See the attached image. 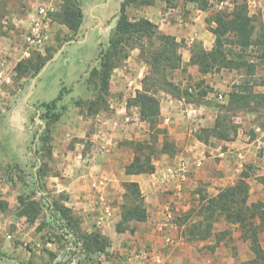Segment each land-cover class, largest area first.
<instances>
[{
  "label": "crops",
  "instance_id": "0c3cea01",
  "mask_svg": "<svg viewBox=\"0 0 264 264\" xmlns=\"http://www.w3.org/2000/svg\"><path fill=\"white\" fill-rule=\"evenodd\" d=\"M26 2L30 4L29 9L32 7V11L28 14L30 20L34 15L37 1L27 0ZM122 2L123 0L121 4ZM165 4L160 2L154 6H145L144 15L164 34L183 42V52H181L183 68L185 64L190 63L191 47L195 42L201 43L207 51L213 49L215 36L209 27L210 25L213 27L214 24L209 25L206 19L211 14L198 7H187L184 17L177 15L175 12L178 11L175 9H167L168 11L164 13L162 8ZM259 4L262 3L259 1ZM82 12L84 19L78 35L70 39V43L66 41L61 54L57 56L64 44L55 53V57L47 61L31 80L23 77L20 82H16V76H18L16 67L27 58L23 56V47L17 46L16 37L0 36V247L3 246L4 231L12 223L17 224L15 211L20 206L18 200L22 190L17 179L10 182L3 173L6 166L5 160L8 158L7 153L11 147L5 144L2 147L1 142L4 140L1 137L22 136L24 138L22 146H25L30 138L31 131L28 129V123L34 110L44 112L42 105L51 104L63 93L54 109L60 117L53 125H55L54 132L61 130L60 135H63L64 141L54 148L55 160L50 163L59 170V173L47 177L50 180L49 184L58 194L55 204L64 205L75 216L83 218L82 227L87 231L93 230L96 223L104 229L103 232L108 229L111 231L114 226L115 235H111V238L116 239L114 242L116 243L119 236L122 237L121 241L123 240L126 245L121 250L126 252L127 256H132L134 264L148 262V260H136L134 256L137 251L151 253L153 258L150 260L153 261L155 257H158L162 264H228V260L222 261L223 258L226 259L222 256V249L225 246L223 243L218 246L214 254L206 253L207 251L199 252L197 249H203L211 242L186 235L187 227L181 221V217L185 216L188 219L187 217L195 210L201 209L205 204L209 205V200L216 197L221 190L234 186L242 173L248 169L249 163L254 166V173L247 178L250 186L249 203L264 204V133L254 140L250 139L244 130H238L236 139L231 141L214 136L203 138L202 132L206 130L208 132L213 124L207 119L208 117L206 118L209 107L203 102L188 103L163 90L164 98L160 101L161 114L158 127L167 130V138L169 137V140L175 144L177 152L164 153L159 159L153 160L155 171L151 174H127L126 169L134 161L135 153L130 148L120 145V142L143 141L144 137L152 131L150 125L142 121L139 107L136 108L135 116L131 118V111L124 106L117 111L118 116H116V119L125 120L120 127L106 126L105 122L110 123L106 118L111 119L112 114L103 110L97 114V119L101 120V123L97 124L98 127L93 134H88L93 121L86 116L85 101L79 95L89 90L88 87L91 88L90 78L93 72L101 67L99 65L101 46L96 58L90 61L87 69L79 74L75 83L68 86L64 83H55V91L51 97L46 96L48 88L46 84H42V78L48 66L64 54L68 55L67 50L72 46L85 43V38H80L81 31L88 27L85 22L84 1ZM53 23L55 22L51 19L47 44H50L52 40ZM29 28L30 26L26 33ZM68 31L73 33L71 30ZM114 71H118V68ZM114 77L115 75L112 74L108 92L122 89L124 86L123 80L114 83ZM145 77L144 74L143 79ZM209 77V74L202 76L203 79H209ZM207 84L216 88L223 87L221 84L210 82ZM99 89L101 90L100 87ZM100 99L101 97L98 96L91 99L89 103ZM118 99L114 100L117 105L127 102L125 98L120 102ZM130 119H134L136 123H129ZM69 137H75L80 142L70 147ZM83 140L90 141L87 149L89 152L84 150L86 143ZM18 150L26 152V147L11 149L14 156ZM4 152L6 155L3 154ZM181 162L186 165L181 177L177 176L174 179L166 177V169ZM35 178L38 180L36 175ZM39 180L37 188H41V191L38 190L42 198L44 196L47 200L45 195L47 192L45 193ZM130 182L139 183L148 219L145 222L133 221L128 224L126 232L118 233L115 225L121 219V205L125 192L123 184ZM223 225L227 228L237 227L225 220L222 221ZM167 239H171V242L167 243ZM13 253L25 257L21 251L14 249ZM8 259L16 264H25L22 258L12 256Z\"/></svg>",
  "mask_w": 264,
  "mask_h": 264
},
{
  "label": "rangeland",
  "instance_id": "374dc122",
  "mask_svg": "<svg viewBox=\"0 0 264 264\" xmlns=\"http://www.w3.org/2000/svg\"><path fill=\"white\" fill-rule=\"evenodd\" d=\"M26 1L27 0H0V36L12 35L13 37H16L18 41L17 46H19V48H24V36L27 28L31 24V19L29 20L28 14L29 11H32V7L29 9L28 6L30 4L28 5V2ZM72 1L75 2L72 4L79 3L81 9L82 2L84 1L85 3V22L88 27L83 29L80 35V38H85V43L82 45L72 46L67 50L68 55L64 54L48 66L49 68L46 69L42 78V84H46V87L48 88V92L46 93V96L48 97L53 95V92L55 91V83H64L66 86L75 83V81L79 78V74L87 69L90 61L96 58L100 46L102 52L100 54L99 65H101L102 55L109 48L110 37L119 21L118 14L121 7V0ZM242 1L243 0H200L199 3L208 7L206 11L211 15L206 19L209 23L216 13L231 12L235 8L236 2ZM246 1L248 3L250 15H252L258 23L264 24V0ZM259 1L262 3L261 5L259 4ZM160 2L166 3L165 1H158L156 4ZM65 4L64 0H62L57 13L66 9ZM189 6L197 7L196 4L190 3L189 0H177L170 2L169 4L166 3L163 6L162 11L165 13L168 11L167 9H175L178 11L175 12L177 15L180 14L185 17L184 13L187 11L186 9ZM145 8L146 7L137 8L135 6H129L127 8V15L130 21H135L141 18L147 19L144 15ZM56 14L52 16V20L55 23L51 26L52 40L50 41V44H47L42 52L34 51L32 55L34 56L40 54L46 62L54 58L55 53L58 52L62 45L66 41L74 39L80 30L79 27L77 33L74 34V32H69L68 30L70 29L64 24L62 18L56 17ZM93 16H95V18H93ZM83 19L84 14L82 22ZM77 22L78 19L76 20V23ZM80 26H82V23ZM65 30L67 32H65ZM159 32L164 34L160 29ZM144 47H148L146 42ZM127 52L128 56L122 62L120 69L118 68V71L113 72L115 75L113 78L114 83L118 80H123L122 83L124 86L122 89L113 90V92L107 93L103 91L101 92L98 85V77H94L92 74L90 78L91 88L88 87L90 91L87 90L84 94L79 95V97L85 101L84 112L86 116H88L90 121H93V124H90L88 129V134H93L97 129L96 127H98L97 124L101 123V120L97 119V114L100 111L107 110L106 112H108V114L111 112V119L106 118L110 121V123L107 124V122H105L106 126L108 125L109 127H115L116 125L120 127L122 122L125 123V120L122 121L118 118L116 119V116H118L117 111L120 110L121 107L126 106L131 111V118L135 116L134 113H136V108L138 106L134 104V98L136 97L138 91L143 90V76L144 74H149L150 66L141 56V52L138 48H130ZM181 52H183L182 49ZM259 54H256L257 57ZM82 59L83 62H81ZM249 60L260 64L259 59L255 56H251ZM222 71H224V74H222ZM222 71L218 73H211L209 74V79H203L202 76L204 75L199 72L198 66L187 63L180 70L168 73L166 77L174 80V82L177 83L183 90L188 89L190 93L195 96L206 93L203 104L209 107V112L206 114V118L208 117L207 119L211 121V124L213 123L212 128L216 123L217 117L222 114V116H226L228 118L229 124L236 125L239 130H244L245 134H247L250 139L254 140L264 133V108L257 109V112L233 110L229 113H225L224 111L222 112V109H220V105L228 104L230 93L235 89V87H243L246 82L250 83L254 92L263 94L264 66H258L256 68L255 76L253 77L246 76V70H243L242 72L229 70ZM29 73L30 75L27 76V78L31 80V78H34L35 75L32 71ZM22 78V75L16 76V82H20ZM183 80L185 81V84ZM207 82L221 84L223 87L216 88L215 86L207 84ZM147 87H149L150 93L155 94L159 101L163 100L164 95L162 85L155 84L150 81ZM98 96L101 97L100 100L94 103H89L91 99ZM110 97H112L113 101H111L112 99ZM115 98H119V102L125 98V101L127 102L123 103V105H120V103L117 105L114 101ZM199 102H201V100ZM43 113H46V111L41 112L39 118L44 122V128L40 123H37V112L34 110L32 113L28 123V129L31 131V134L28 143L25 146H22L24 139L22 136L11 135L9 138L6 136L1 137V139L4 140V142H1L2 147H4V144L11 147L7 153L8 158L5 160L6 166L4 167L3 173L10 182L17 179L22 190L21 196L18 200L20 206L15 211V220L17 221V224L12 223L4 231L5 236L2 239L3 246L0 247V264H16L14 261L8 259L12 256L20 259L22 258L23 261L25 260V264H134L133 262H129V257L132 256H127V253L121 250L123 246L125 247L126 245L123 240L121 241L122 237L119 236L116 243H114L116 239L111 238V235H115L114 226L111 231L108 229L106 232H103L104 229L94 222L96 224L92 228L93 230L87 231L82 227L83 218L75 216L79 219V226L82 233H98L104 237L103 243L94 246V248L92 247L91 249H87L85 246L86 242L83 240V237L80 235H74L72 232L75 228H73V230L70 228V230L64 225L56 222V219L52 215H56L57 217L59 214L55 211H52V213L49 212V208L56 203L55 199L58 194L55 192L52 185L49 184L50 180L47 177L50 175H57L59 173V170H57L54 165H51L50 163L55 160L54 148L60 143H63L62 141H64V139L63 135H60L61 130L54 132L55 125H53V123L55 121L53 119H48L47 117L42 118L41 114ZM55 114L59 113L54 112L49 114V116L53 117ZM48 123L49 125H47ZM129 123L134 124L136 121L134 119H130ZM47 126H49L50 131L49 135L47 134L46 136L45 130ZM206 131H203L201 134L203 138L208 137V132ZM152 134L153 133L151 132L146 135L143 141L133 140L131 142V140H127V142H120V145L130 148L135 153V148H138L135 145L137 143H141L143 145L142 149L137 152L141 156L142 160L145 156H151L152 161L159 159L160 156L163 155L161 149L162 143L165 141L164 136L156 135L159 140L157 143H154L151 137ZM83 141L86 143L84 150L89 152L87 149L90 145V141ZM78 142H80L79 139L69 137L68 145H70V147H74ZM131 143H134V145H131ZM25 147L26 152L18 150L15 153L16 156H14L11 151V149L14 148L22 149ZM167 150L168 152L175 154L177 152V147L175 146L174 148ZM86 152L84 154H86ZM3 154L6 155L5 152ZM86 158H88V156ZM177 165L178 163L171 166V168L177 167ZM253 167L254 166L249 163L248 169L241 175V178L245 177L246 182L247 178L254 173ZM167 169L166 172L168 171ZM37 170H40L41 178L39 181L45 190V193L47 192L45 194L48 198L47 200L42 198V194L37 188L38 180L35 178ZM123 188L125 194L127 190L126 184H123ZM124 194L122 205L124 203ZM20 198L23 199V202L22 200L20 201ZM27 206L29 207L28 210H26ZM208 207V204L203 205L201 209H197L190 214V216L187 217L188 219H186L185 216L181 217V221L186 224L187 227L186 235L188 234L195 239H200L202 236L208 235V218L206 214L209 213ZM223 220H225V218L219 215H216L211 219L213 224L211 229L212 232L210 237L207 239L211 242V244H208L203 249L199 248L197 250L199 252L207 251L206 253L209 252L214 254L218 246L223 243L225 246L222 249V256H225L226 259L223 258L222 261L228 260V264H242L243 262L252 260L254 258V254L251 250L250 241L245 239L242 229L239 226L235 229L233 227L227 228L224 225L222 226ZM120 222L121 219L115 225V230ZM263 233L264 232L260 233V240L264 248ZM107 246L109 247L107 248ZM14 249L21 251L22 255L25 257L15 254L16 252L13 253ZM250 257L252 258L250 259Z\"/></svg>",
  "mask_w": 264,
  "mask_h": 264
},
{
  "label": "trees",
  "instance_id": "16d2710c",
  "mask_svg": "<svg viewBox=\"0 0 264 264\" xmlns=\"http://www.w3.org/2000/svg\"><path fill=\"white\" fill-rule=\"evenodd\" d=\"M158 1H165L169 4L177 0H123L118 16V24L110 37L109 48L102 55L100 69L94 71L93 75L98 77L101 92L107 93L111 76L114 70L120 68L122 62L127 58V51L133 47L138 48L141 56L150 66V72L143 79V90L137 92L134 104L140 109L142 121L148 123L151 131L154 132L151 136L153 142L157 143L159 140L156 135H163L165 141L162 143L161 152L172 154L167 149L174 148L175 144L168 140L167 130L158 127L161 114L160 101L155 94L150 93V89L147 87L148 83L152 81L155 84H160L163 90L168 91L176 98L184 99L188 103H197L200 100L203 102L206 93L195 96L188 89L183 90L172 79L166 77L168 73L179 70L183 66L181 54L183 42L179 43L175 37L161 34L158 26L148 19L141 18L130 21L127 15L129 6L137 8L153 6ZM199 1L189 0L190 3L196 4L200 10L206 11L208 7L199 3ZM64 3H66V9L57 13L56 17L62 18L64 24L75 34L82 23V9L79 3L72 4L75 3L72 0H64ZM76 18L78 19L77 23ZM212 23L215 25L214 27L210 25ZM209 25V30L215 36L214 47L211 51H207L201 43L195 42L191 47L190 63L197 65L199 72L203 75L218 73L222 70L237 72L246 70V76H255L256 68L264 66V24L258 23L250 15L247 1L236 2L235 8L231 12L216 13L210 20ZM145 42L148 44L147 48L144 47ZM256 54H259V56L257 57ZM251 56L259 59L260 64L249 60ZM45 63L46 60H43L40 54L34 55L27 60H22L17 65L16 72L23 77L29 76L31 71L36 75ZM62 95L63 93L51 104L42 105L46 111V113H43L44 116L41 114L42 118L59 120V114H55L53 117H50L49 114L55 112L54 109H56L57 102ZM260 108H264V93L254 92L249 82H246L243 87H235L229 95L228 104L220 105V109L225 113L233 110L257 112V109ZM238 130L236 125L229 124L226 116L220 114L217 117L215 126L208 130V136L231 141L238 135ZM49 131L50 128L47 126L46 136L49 135ZM131 145H134V143H131ZM135 146L138 147L135 148V158L127 167L126 173L134 175L153 173L155 166L152 157L145 156L142 160L137 151L142 149L143 145L137 143ZM36 176L38 180L41 178L40 170H37ZM38 189L41 191V188ZM126 189L124 203L121 207V222L116 229L118 233L126 232L128 224L133 221L145 222L148 219V212L142 202L139 183L130 182L126 184ZM43 199L46 198L43 196ZM21 200L23 202L22 198H20ZM208 206L209 213H206L208 235L202 236L200 239L207 240L210 237L213 225L211 219L216 215L222 216L229 224L239 226L245 239L250 241L254 258L242 264H264V248L260 240V233L264 232V204L262 202L249 203V184L246 182L245 177L239 179L234 186L221 190L216 197L209 200ZM28 209L27 206L26 210ZM52 211L59 214V217L52 215L56 222L72 230L75 228L72 232L74 235L83 237L87 249L94 248V246L104 242V237L98 233H82L78 217H75L72 211L64 205L54 204L49 208V212L52 213Z\"/></svg>",
  "mask_w": 264,
  "mask_h": 264
},
{
  "label": "built area",
  "instance_id": "2783aa9c",
  "mask_svg": "<svg viewBox=\"0 0 264 264\" xmlns=\"http://www.w3.org/2000/svg\"><path fill=\"white\" fill-rule=\"evenodd\" d=\"M36 7L34 9V15L31 18V24L28 32L24 36V58H31L34 51L42 52L49 40L48 27L51 22L52 16L56 14L62 3V0H36ZM192 92V90H191ZM186 165L181 162L177 167H170L166 172V177L176 178L185 172ZM169 217L171 215L169 213ZM171 239H167V243H170ZM136 260H148L146 264H162L158 257H155L153 261L152 254L146 251L138 252L135 254ZM129 262L133 260L129 257Z\"/></svg>",
  "mask_w": 264,
  "mask_h": 264
},
{
  "label": "water",
  "instance_id": "95a60500",
  "mask_svg": "<svg viewBox=\"0 0 264 264\" xmlns=\"http://www.w3.org/2000/svg\"><path fill=\"white\" fill-rule=\"evenodd\" d=\"M70 42H71V41H69L68 43H70ZM65 46H66V44L63 45L62 49L58 52L57 56L61 54V52L63 51V49H64ZM33 85H34V84H33ZM37 113H38L37 123H40V124L43 126V128H44L45 124H44V122L39 118V117H40V111L37 110ZM39 162H40V160H39Z\"/></svg>",
  "mask_w": 264,
  "mask_h": 264
}]
</instances>
